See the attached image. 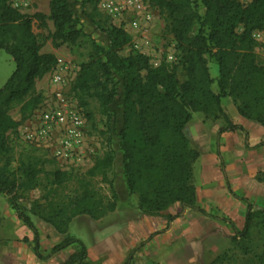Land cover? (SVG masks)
<instances>
[{"label": "trees", "instance_id": "obj_1", "mask_svg": "<svg viewBox=\"0 0 264 264\" xmlns=\"http://www.w3.org/2000/svg\"><path fill=\"white\" fill-rule=\"evenodd\" d=\"M77 1L86 5L98 0ZM149 4L164 14L179 52L178 63L152 66L145 54L129 48L131 38L122 27L108 23L100 26L108 43L92 41L95 56L81 65L72 91L81 101L95 98L108 121L116 117L112 104L121 102L122 124L117 137L126 187L129 193L137 194L136 208L141 215H161L171 220L173 215L161 212L174 203L182 209L204 212L196 206L192 174L198 153L186 135L194 113L205 118L221 115L228 122L227 129L236 128L221 108L222 98L227 96L242 116L264 128V63L256 61L252 36L255 30L264 31V0L248 4L238 0H149ZM200 7L204 8L202 14ZM46 18L52 22L50 38L55 45L74 44L85 35L70 0H49L48 15L20 12L8 0H0V49L15 64L0 87V193L7 196L17 217L32 231L33 252L39 259L47 255L40 253L37 228L17 199L20 191L36 187L40 169L32 163L10 169L13 153L7 133L20 122L13 120L9 111L16 105L22 111L33 109L41 102L36 81L57 62L53 53L41 51L43 42L32 29L34 20L44 24ZM240 25L242 31L237 32ZM209 59L217 65L215 78L209 73ZM213 83L217 92L212 90ZM116 159L117 152L109 147L88 175L106 176ZM50 173L56 184L65 180V173L59 169ZM109 183L116 198L114 179ZM82 184L81 191L67 202L47 214L37 213L63 235L50 254L73 244L78 248L60 264H91L84 242L67 235L70 221L81 214L97 219L107 206L114 208V203H103L90 183ZM242 226L230 243L248 249L256 235L262 249L255 258L257 264H264V208L254 210L248 204Z\"/></svg>", "mask_w": 264, "mask_h": 264}, {"label": "rangeland", "instance_id": "obj_2", "mask_svg": "<svg viewBox=\"0 0 264 264\" xmlns=\"http://www.w3.org/2000/svg\"><path fill=\"white\" fill-rule=\"evenodd\" d=\"M107 0H98L95 4L81 5L77 0H70V6L80 18V26L85 35L74 44L64 43L55 45L50 33L53 31L51 20L45 19L44 24L39 21H33V32L43 42L42 52L53 53L56 58L62 59L64 69L66 70V85L62 89V98L70 105L79 109L84 118L83 137L78 155L74 158L65 159L57 156L55 153L58 146V134L46 137L38 135L39 114L43 108L54 102L57 97L54 93V86L50 82V75L56 69L57 64L46 70V72L37 79L39 87L35 85L37 93H41V102L33 109L22 111L20 105L14 106L10 111V117L19 124L8 131V144L12 149L13 159L10 169H16L24 164L32 163L40 172L37 174L36 187L20 191L17 199L21 208L30 217L31 220L43 222L37 213L47 214L54 210L59 204L67 202L72 196L81 191L82 183H90L98 196L102 198L105 205L114 203L113 210L107 206L104 208V214L94 219L87 214L75 216L69 223L67 235L81 239L84 244L94 245L96 231L103 225L116 222L117 216L114 213L120 205L118 198H113L110 188V180L115 181L116 172L115 164L111 169L106 170V176L101 173L94 176L88 175L95 161L101 158L110 148L118 151V132L121 128V102L112 104V109L116 113L114 121H108L103 113L99 102L92 97H85L79 100L72 91L79 69L83 63L92 59L94 48L92 41L106 45L107 37L100 31V26L112 23L122 27L130 36V47L134 51L145 54L152 66H158L162 62L168 64H177L179 61V52L175 47V40L167 28V22L164 14L158 8L149 4V0H115L121 11L113 14L105 6ZM242 4H248L252 0H238ZM9 4L18 9L20 12L33 14L42 12L46 15L49 13V0H8ZM204 8L200 7L199 12L202 14ZM137 21V26L132 25V21ZM237 32L242 31V26L236 28ZM256 42L255 58L257 63H264V31L255 30L252 34ZM208 69L211 77L217 75V65L209 59ZM15 64L11 57L0 49V87L14 70ZM179 78H184L182 72ZM215 84V88H216ZM24 113V114H23ZM200 115V113H194ZM24 116V118H22ZM61 170L65 174V180L56 184L50 175L54 170ZM20 171H17L18 178L21 179ZM129 205L137 206V194H129ZM1 197L8 202L7 196L0 193ZM130 206V207H131ZM42 211V212H41ZM0 211V240L1 237L7 236L3 229L6 224L5 217ZM15 213V212H14ZM16 215V214H15ZM134 216H141L138 212ZM20 220V219H19ZM21 221V220H20ZM22 222V221H21ZM23 223V222H22ZM24 225V224H22ZM25 226V225H24ZM9 237V236H8ZM6 238L5 241L15 242L14 238ZM63 237V235H61ZM21 239V240H20ZM19 242H25L23 237ZM262 244L256 235H253L248 249L243 246L227 243L218 253V258L213 260V256L207 252L203 245L197 246V255L191 264H257L255 256L261 251ZM133 264H153L134 262ZM186 264V263H185Z\"/></svg>", "mask_w": 264, "mask_h": 264}, {"label": "crops", "instance_id": "obj_3", "mask_svg": "<svg viewBox=\"0 0 264 264\" xmlns=\"http://www.w3.org/2000/svg\"><path fill=\"white\" fill-rule=\"evenodd\" d=\"M212 90L217 92L215 83ZM221 108L236 128L227 129L228 122L221 115L205 118L202 114H193L186 128L198 153L192 172L195 202L204 212L174 203L161 212L173 215L171 220L161 215L134 216L138 210L128 203L130 193L117 153L114 190L119 204L126 207L117 206L116 222L98 228L94 245L85 244L91 264H191L198 245L216 258L235 231L243 228L247 205L254 210L264 208V128L242 116L231 97L222 98ZM1 199L7 236L0 240V264H60L78 250L73 244L50 254L52 246L62 240L61 234L50 224L33 219L39 251L47 255L39 259L33 252L32 231ZM7 237L16 241H5ZM22 237L27 240L19 242Z\"/></svg>", "mask_w": 264, "mask_h": 264}, {"label": "built area", "instance_id": "obj_4", "mask_svg": "<svg viewBox=\"0 0 264 264\" xmlns=\"http://www.w3.org/2000/svg\"><path fill=\"white\" fill-rule=\"evenodd\" d=\"M105 6L113 14L121 11L115 0H107ZM132 25L136 27L137 21H132ZM56 64V69L50 75V82L54 86L57 99L41 110L38 117V135L46 137L58 134L59 146L55 153L62 158L72 159L79 153L85 120L79 109L62 98L66 70H63L62 59L57 58Z\"/></svg>", "mask_w": 264, "mask_h": 264}]
</instances>
